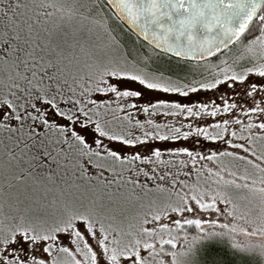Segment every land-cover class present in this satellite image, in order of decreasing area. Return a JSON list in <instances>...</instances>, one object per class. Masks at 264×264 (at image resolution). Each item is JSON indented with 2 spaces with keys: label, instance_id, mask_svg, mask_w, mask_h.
<instances>
[{
  "label": "snow or ice",
  "instance_id": "6c2138e0",
  "mask_svg": "<svg viewBox=\"0 0 264 264\" xmlns=\"http://www.w3.org/2000/svg\"><path fill=\"white\" fill-rule=\"evenodd\" d=\"M0 264H264V0H0Z\"/></svg>",
  "mask_w": 264,
  "mask_h": 264
},
{
  "label": "trees",
  "instance_id": "16d2710c",
  "mask_svg": "<svg viewBox=\"0 0 264 264\" xmlns=\"http://www.w3.org/2000/svg\"><path fill=\"white\" fill-rule=\"evenodd\" d=\"M213 247L215 248L216 253H218L222 258L230 260V261H235L237 259L236 257L232 256L231 251L227 252L222 246H217V244H214ZM225 248L227 249L228 247L225 246Z\"/></svg>",
  "mask_w": 264,
  "mask_h": 264
},
{
  "label": "rangeland",
  "instance_id": "374dc122",
  "mask_svg": "<svg viewBox=\"0 0 264 264\" xmlns=\"http://www.w3.org/2000/svg\"><path fill=\"white\" fill-rule=\"evenodd\" d=\"M152 95H162V94H159V93H153ZM204 95H205V93H199V94H198V96H200V97H203ZM207 95H211V93H208ZM196 98H197V96H193V97H192V99H196ZM141 118H143V117H141ZM158 119H159V118H158ZM169 119H171V118H169ZM156 143L161 144V143H163V142H156ZM226 178H227V177H226ZM192 180H193V181L195 180V176L192 177ZM221 219H222V218H221ZM217 246H222L227 252L230 251V249L227 248V249H228V250H227V249L225 248L226 245H218V244H217ZM229 253H230V252H229Z\"/></svg>",
  "mask_w": 264,
  "mask_h": 264
}]
</instances>
